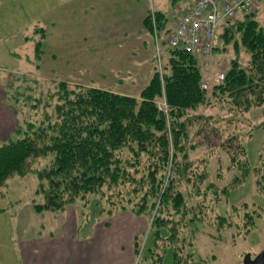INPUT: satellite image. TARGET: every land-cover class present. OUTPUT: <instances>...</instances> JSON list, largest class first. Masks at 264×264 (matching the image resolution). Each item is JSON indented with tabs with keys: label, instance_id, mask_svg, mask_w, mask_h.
Instances as JSON below:
<instances>
[{
	"label": "trees",
	"instance_id": "16d2710c",
	"mask_svg": "<svg viewBox=\"0 0 264 264\" xmlns=\"http://www.w3.org/2000/svg\"><path fill=\"white\" fill-rule=\"evenodd\" d=\"M155 15L159 26L164 28L165 13L157 11ZM146 24L154 30L152 15L147 17ZM219 35L220 43L231 44L235 49L242 46L247 56L246 60L233 59L223 71L225 79L210 89L202 87L205 75L197 58L179 47L171 48L163 73L158 70L154 73L139 98L97 87L71 88L66 82L60 83L54 116L47 114L40 121H28L26 127L20 123L16 133L22 134L21 138L0 142V194L12 176L34 171L31 165L35 161L54 154L51 163L37 171L40 180L37 194L45 196V202L34 204L37 213H62L74 205L80 216H85L81 202L94 194H104V187L114 191V186L130 182L134 184L132 198L120 201V210L106 204L102 219L123 211L153 216L156 245L152 251L158 250L157 239L163 238L160 228L164 227L168 230L165 239L174 251L175 264H204L188 248L200 231L198 225L208 222L204 214L213 185L204 186L206 158L194 156L205 146L198 150L190 137L208 127L218 130L221 142L207 148L211 152L221 148L231 155L229 168L238 167L242 172L233 183L240 184L251 167L241 140L243 122L233 119V115H246L264 107V26L254 12L241 13L225 22ZM39 47L40 44L36 48ZM163 101L168 105L167 111L160 109ZM125 148L137 160L143 155L148 157L146 179L132 175L129 168L134 163L120 155ZM186 175L191 191L176 187L177 181ZM229 188L213 186L214 206L221 198L219 191L227 193ZM248 209V205L235 207L236 212L243 210V215L235 217L236 221L217 215L214 223L220 227L237 225L248 234L257 223V212L252 214ZM138 242L136 251L140 253ZM163 256L159 251L154 261H161ZM144 258L141 255L137 264Z\"/></svg>",
	"mask_w": 264,
	"mask_h": 264
},
{
	"label": "rangeland",
	"instance_id": "374dc122",
	"mask_svg": "<svg viewBox=\"0 0 264 264\" xmlns=\"http://www.w3.org/2000/svg\"><path fill=\"white\" fill-rule=\"evenodd\" d=\"M189 2L192 0H0L1 84L5 77V85H1L5 93L2 100L16 112L21 126L26 127L28 121H40L47 114L54 116L59 103L56 92L62 82L71 88L91 86L139 98L154 73L157 70L163 73L171 51L170 31L191 4ZM157 11L164 12L168 18L164 28L156 20ZM253 12L264 26V0ZM149 15H152L154 30L146 24ZM223 44V41L219 43L210 61L199 62L201 68H206L202 69L204 80L214 79L217 72H225L233 59L246 60L242 46L235 49L231 44ZM234 118L243 122L240 123L243 124L241 140L251 167L246 180L240 184L233 183L242 172L238 167L229 168L231 155L221 148L214 152L207 148L221 142L218 130L208 127L203 133L190 137L198 150L205 146L194 153L195 157L207 160L204 186H230L227 193L219 191L221 198L216 206L211 201L214 197L212 186L204 214L208 222L198 225L200 231L188 248L198 259L202 258L204 264H245L247 256L255 258L264 252V107L246 115L234 114ZM19 134L13 133L12 137L21 138ZM120 155L134 163L128 167L133 176L146 179L150 165L147 156L137 160L128 148ZM54 157V154L41 157L31 165L34 171L12 176L1 188L0 213L7 211L0 215V235L4 242L18 224L28 226L31 231L37 226L36 222L42 226V217L34 209L35 203L45 202L44 194H37L40 185L37 171L49 165ZM187 179L186 175L178 180L176 187L191 191ZM133 186L128 182L114 186V191L104 187L106 196L99 193L84 203L78 201L85 207L82 219H102L100 215L107 205L120 210L119 202L132 198ZM244 205L249 206L247 211L252 214L257 212V223L248 234L237 225L220 227L214 223L217 215L236 221L235 217L243 215V210L236 212L234 208ZM56 216L60 219L55 213L46 217L47 224L54 230L59 226ZM144 217H148V225L137 238L140 253H137L135 264L141 255L145 257L141 264H175L174 251L165 239L168 230L160 228L163 238L157 239L158 250L152 251L156 245V227L152 226L153 216ZM3 246L8 248L9 245L3 243ZM159 251L164 253L163 259L154 261Z\"/></svg>",
	"mask_w": 264,
	"mask_h": 264
},
{
	"label": "crops",
	"instance_id": "0c3cea01",
	"mask_svg": "<svg viewBox=\"0 0 264 264\" xmlns=\"http://www.w3.org/2000/svg\"><path fill=\"white\" fill-rule=\"evenodd\" d=\"M194 1L189 2L187 8ZM4 78L2 84L0 81L1 141L14 138L12 134L20 124L16 112L2 100ZM50 213L60 215V219L56 216L57 230L47 224L46 217ZM38 215L42 217V226L36 222L37 226L31 231L28 226L18 224L6 242L0 235V264H135L136 240L148 225V217L129 211L98 221L84 220L85 216H80L76 206H69L60 214L46 211ZM3 243H8V248Z\"/></svg>",
	"mask_w": 264,
	"mask_h": 264
},
{
	"label": "built area",
	"instance_id": "2783aa9c",
	"mask_svg": "<svg viewBox=\"0 0 264 264\" xmlns=\"http://www.w3.org/2000/svg\"><path fill=\"white\" fill-rule=\"evenodd\" d=\"M260 2L261 0H195L169 34V44L173 48H182L199 62H208L219 45L222 25L235 18L239 12H252ZM224 79L225 74L217 72L214 79L204 81L202 87L210 89L214 83ZM159 106L167 111L165 101Z\"/></svg>",
	"mask_w": 264,
	"mask_h": 264
},
{
	"label": "water",
	"instance_id": "95a60500",
	"mask_svg": "<svg viewBox=\"0 0 264 264\" xmlns=\"http://www.w3.org/2000/svg\"><path fill=\"white\" fill-rule=\"evenodd\" d=\"M245 264H264V252H262L255 258L247 256L245 259Z\"/></svg>",
	"mask_w": 264,
	"mask_h": 264
}]
</instances>
